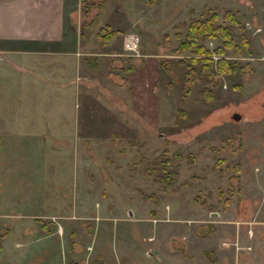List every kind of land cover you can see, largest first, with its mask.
<instances>
[{"label":"rangeland","instance_id":"374dc122","mask_svg":"<svg viewBox=\"0 0 264 264\" xmlns=\"http://www.w3.org/2000/svg\"><path fill=\"white\" fill-rule=\"evenodd\" d=\"M65 2L66 50L0 43V264H264V0ZM225 9L247 46L214 86L175 26Z\"/></svg>","mask_w":264,"mask_h":264},{"label":"trees","instance_id":"16d2710c","mask_svg":"<svg viewBox=\"0 0 264 264\" xmlns=\"http://www.w3.org/2000/svg\"><path fill=\"white\" fill-rule=\"evenodd\" d=\"M147 1L152 2L153 0ZM223 17L224 20L218 22L217 12L211 11L207 15L194 17L189 23L181 21L175 26L176 28H179L178 26H180V24L185 25L186 31L182 33V30H176L175 36L180 39V42L175 48H173L174 53H188L189 56L186 55L181 59L182 62L187 63L188 70L205 73L207 78L206 82H209L214 86L217 84V81H214L216 77H219L221 74H232L240 68L236 58H227V49L233 48L236 52H240L242 46H247L246 34H240L238 41L235 37V29L239 24L236 12L232 9H225ZM115 33L116 31L114 29H109L107 26H104L99 28L96 34L103 44H108ZM208 38L217 41L215 48L211 49L206 46L205 40ZM86 59L90 60V58ZM94 62L96 63V60H94ZM196 64H198V66H195ZM121 69L125 70V68L122 67ZM127 69L131 70L132 66H128ZM186 73L184 74V79L188 81L190 79L186 76ZM188 91L189 89L185 86L183 94L187 95ZM198 94L205 101L214 99L212 89L206 85L198 90ZM180 112L181 109H178L177 114L179 115ZM181 114H184V112H181ZM174 156L180 158L181 153L176 151L174 152ZM217 162L218 164L224 162V158H219ZM157 165L160 166L163 173L158 175L156 180L159 182H173V175H175L176 171H167L168 168L172 167V158L167 156L165 157V160L154 162L153 169L156 170ZM235 171L237 173L240 171L239 163L235 165ZM39 221L41 220L39 219ZM46 224V222L42 224V227L47 228Z\"/></svg>","mask_w":264,"mask_h":264},{"label":"crops","instance_id":"0c3cea01","mask_svg":"<svg viewBox=\"0 0 264 264\" xmlns=\"http://www.w3.org/2000/svg\"><path fill=\"white\" fill-rule=\"evenodd\" d=\"M65 1L0 0V43L8 49L22 51L28 48L41 49L43 46L63 50L67 44L65 42H68L64 40L66 36ZM87 61L95 63L94 60ZM128 66H132V69L126 68L124 71L127 73L130 74L136 70L135 63ZM127 82L126 80L125 83ZM80 109L81 104L78 110ZM78 117L82 120L86 119V115L82 113ZM123 133L128 134V132Z\"/></svg>","mask_w":264,"mask_h":264},{"label":"built area","instance_id":"2783aa9c","mask_svg":"<svg viewBox=\"0 0 264 264\" xmlns=\"http://www.w3.org/2000/svg\"><path fill=\"white\" fill-rule=\"evenodd\" d=\"M125 45H126V49L128 50H136V47L138 48L137 46V42H131L130 40H125Z\"/></svg>","mask_w":264,"mask_h":264},{"label":"water","instance_id":"95a60500","mask_svg":"<svg viewBox=\"0 0 264 264\" xmlns=\"http://www.w3.org/2000/svg\"><path fill=\"white\" fill-rule=\"evenodd\" d=\"M232 116H233V118H235V119H239V118H240V113H238V112H234V113L232 114Z\"/></svg>","mask_w":264,"mask_h":264}]
</instances>
